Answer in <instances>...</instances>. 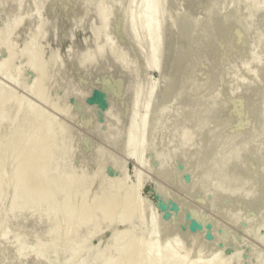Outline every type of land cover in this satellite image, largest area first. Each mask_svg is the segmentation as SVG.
Instances as JSON below:
<instances>
[{
	"label": "rangeland",
	"instance_id": "obj_1",
	"mask_svg": "<svg viewBox=\"0 0 264 264\" xmlns=\"http://www.w3.org/2000/svg\"><path fill=\"white\" fill-rule=\"evenodd\" d=\"M146 1L0 0V62L9 49L13 52L8 76L0 72V86L10 93L0 106V264H113L118 248L126 251L119 252L124 254L117 260L121 264H140L143 257L142 264L148 259L150 264L157 254L160 264L162 259L168 264L173 256L167 259L164 247L174 251L179 264H264V0ZM152 1L157 2V24L163 31L157 65L141 19V7ZM31 41V50L48 69L44 98L30 87L40 81L29 62ZM17 96L23 101L14 103ZM142 117L145 143L139 146L137 138L130 145L129 133L141 131ZM45 118L52 121L54 151H47L44 163L38 157L32 160L25 184L18 172L24 154L44 136L39 127ZM17 135L11 145L9 137ZM56 152L64 157L55 158ZM69 167L80 172L75 176ZM120 178L126 186L125 191L122 182V196ZM36 182L45 184L42 193L33 192ZM99 188L107 192L101 194ZM130 189L135 200L128 211L124 198ZM109 200L114 201L110 214L95 207V201ZM152 217L156 224L150 234ZM92 225L96 235L88 239ZM118 231L124 232L119 243ZM86 237L89 245L87 240L84 244ZM149 239L157 243L150 257L143 247L148 249ZM133 246L128 254L132 259L125 257Z\"/></svg>",
	"mask_w": 264,
	"mask_h": 264
},
{
	"label": "bare ground",
	"instance_id": "obj_2",
	"mask_svg": "<svg viewBox=\"0 0 264 264\" xmlns=\"http://www.w3.org/2000/svg\"><path fill=\"white\" fill-rule=\"evenodd\" d=\"M150 1V0H149ZM148 1V3H150ZM153 1H155V0H153ZM151 2V4H145V5H143V7H141L142 8V10H141V15H142V28H143V32H144V34H146V35H148L149 37H150V40H151V43H150V48H151V54H152V60H153V62H154V64H156L157 65V63H158V47H159V45H158V43H159V35H160V32L161 31H159V28H158V24H157V12H156V6H157V2ZM196 1V0H195ZM198 1V0H197ZM205 1V0H204ZM108 2V1H107ZM106 2V5L108 4ZM147 1L145 0V2L144 3H146ZM200 2V1H199ZM161 3V2H160ZM104 4V3H103ZM112 4V3H111ZM195 3H192V5H194ZM105 5V4H104ZM159 5V4H158ZM102 6V4L100 5V7ZM110 6V5H109ZM112 6V5H111ZM161 6V5H160ZM159 6V7H160ZM100 7H99V10H100ZM103 8H104V6H102ZM209 7H211V6H209ZM108 8V10H110L109 9V7H107L106 6V9ZM162 8V7H161ZM212 8V7H211ZM159 10V9H158ZM111 11V10H110ZM110 11L108 12H106V10H105V12L107 13V14H109L110 13ZM100 12H102V11H100ZM101 14H103V12L101 13ZM107 14L105 15L106 17H107ZM134 17V16H133ZM132 17V18H133ZM170 18V17H169ZM211 18V17H210ZM209 18V19H210ZM168 19V18H167ZM107 20V19H106ZM211 20V19H210ZM47 22V21H46ZM170 23V22H169ZM210 23H212L211 21H210ZM223 24H225V23H223ZM227 24V23H226ZM229 24H230V22H229ZM232 24V23H231ZM43 25V24H42ZM186 25V24H185ZM184 25V26H185ZM189 25V24H188ZM192 25H193V22H192ZM184 26H183V28H184ZM187 26V25H186ZM232 26V25H231ZM231 26H229V29H230V27ZM104 27V26H103ZM191 27V26H190ZM193 27V26H192ZM194 27H195V25H194ZM106 28V27H105ZM105 28H104V30H105ZM186 28V27H185ZM183 29V30H186L187 31V28H188V26H187V28L186 29ZM190 29V28H189ZM224 29V28H223ZM40 30V29H39ZM192 30V29H191ZM229 31V30H228ZM163 32V31H162ZM161 32V33H162ZM170 32V31H169ZM188 32V33H187ZM187 32H185L184 34L186 35V34H188V37H189V33H191L190 31H187ZM223 32H225V30H223ZM103 33V32H102ZM106 33V32H105ZM184 35V36H185ZM187 36V35H186ZM191 36V35H190ZM197 37V36H196ZM109 37H107V39H108ZM190 38H195V36L193 37H190ZM5 39V38H4ZM3 38H2V40H4ZM106 39V40H107ZM110 39V38H109ZM109 39H108V41H109ZM198 39V38H197ZM196 40V39H195ZM1 41V40H0ZM34 41V40H33ZM193 41H194V39H193ZM197 41V40H196ZM111 42H113L112 41V38H111ZM194 43V42H193ZM198 43H199V41H197V45H198ZM32 41L31 42H29V45H28V49H27V52H29V54H30V60H29V62H31V64H32V66L39 72V83H38V86H36V87H33V86H30L31 88H33L34 89V92L37 94V96H39L40 98H44V86L42 85V83H44L43 82V80H44V76H46L47 74L45 73L46 72V70L48 71V69H46V67H47V65L45 64V66L46 67H44V64L42 63V61L40 60V58H39V56L37 55V54H35V53H33V50H31V47H32ZM108 45H110V42H109V44ZM199 45H200V43H199ZM102 46V45H101ZM99 48V47H98ZM170 48V47H169ZM99 49H102V47L101 48H99ZM103 50H104V48H103ZM88 54V53H87ZM92 54V52L89 54V56ZM92 56V55H91ZM8 57V58H7ZM7 57L4 59V60H2L1 62H0V72L1 73H3V74H5V75H7L8 76V72H7V65L9 64V62H10V60H12V58H13V52H12V50H10L9 49V51H8V55H7ZM87 58H89L88 56H87ZM85 59V58H84ZM80 62H83V59H81V61ZM44 74H46V75H44ZM41 76H43V77H41ZM46 83V82H45ZM45 87H46V84H45ZM8 94H10V93H8V91L5 89V88H3L2 86H0V106L1 105H3L4 103H6L7 102V100H8V98H7V96L6 95H8ZM14 94V93H13ZM17 102H14V103H20L21 101H23V98L22 97H18L17 96ZM14 100V99H13ZM25 100V99H24ZM45 100V99H44ZM3 103V104H2ZM193 103H194V101H191V103L189 102V104H191V105H193ZM24 104V103H23ZM188 104V106L190 107V105ZM16 105V104H15ZM18 106H19V104H18ZM147 106H148V104H145V107L147 108ZM168 108V107H167ZM166 107H165V109H167ZM184 108V107H183ZM183 108H182V110H183ZM192 108V107H191ZM2 109H3V107H2ZM164 108L162 109L163 111L165 110ZM189 108L187 107V108H185V110H188ZM15 110V109H14ZM35 110H36V108H35ZM3 111V110H2ZM190 111V110H189ZM184 112V111H183ZM11 113V112H10ZM15 113V112H14ZM13 113V114H14ZM24 113H25V111H24ZM7 114H9V113H7ZM7 114H5V117H6V115ZM1 115V114H0ZM12 116V118H13V115H11ZM23 116V115H22ZM4 117V118H5ZM2 118H3V116H2ZM10 117H8L7 118V120L6 121H8V119H9ZM11 118V119H12ZM23 120H24V118H23ZM42 120V119H41ZM10 121V120H9ZM25 121V120H24ZM135 122V117L134 118H132V121H131V123H130V125H132L133 123ZM51 123H52V121L49 119V118H45V121L40 125V127L39 128H44L43 130L45 131V134H44V136L42 137V138H40V140H39V142L37 143V146H36V142H35V146L36 147H34V150L33 151H31V150H28L27 151V153L26 154H24V157H25V161H24V166L21 168V169H19V174H20V176L22 177V179H23V182L26 184L27 182H28V180H29V177H30V173H29V168H30V166H31V163H32V160L33 159H35V158H40L41 160H42V162L44 163L45 161H46V158H47V151H50L49 149L51 148V150H52V148L54 149V145H52V144H55V143H53L54 142V140L52 139L54 136V134H52V133H50V132H52V131H50L51 130ZM9 124V123H8ZM40 124V123H39ZM157 122H156V125L155 126H157ZM223 124H226V123H223ZM12 124H10V126H11ZM13 125L15 126V124H14V122H13ZM145 125H146V120L144 119V117H142V120H141V131L140 132H135L134 134L132 133V132H130L129 133V144L130 145H132V143L134 142V140L135 139H137V138H140V142H139V146H141V147H143V145H144V143H145V139H144V128H145ZM14 126H13V128L12 127H9V128H12V130L14 131ZM155 126H154V129L153 130H156L155 129ZM15 127H17V126H15ZM46 127V128H45ZM139 127V126H138ZM19 128V126L17 127V129ZM8 129V128H7ZM17 129H16V131H17ZM20 129V128H19ZM23 129V128H22ZM21 129V130H22ZM11 130V131H12ZM43 130H42V132H43ZM139 130V129H138ZM152 130V131H153ZM54 131V130H53ZM20 132V131H19ZM26 132V131H25ZM155 131H153V133H154ZM3 133H5L4 132V130H3ZM8 133V132H7ZM14 133V132H13ZM21 133H23V132H21ZM29 133V132H28ZM27 133V134H28ZM44 133V132H43ZM120 133V132H119ZM156 133V132H155ZM24 134V133H23ZM117 134H118V132H117ZM7 135V134H6ZM10 135H11V133H10ZM15 135H16V133H15ZM55 135H57V133H55ZM5 136V135H4ZM21 136V135H20ZM20 136H16V137H9V143H12L11 145H13V141H15V140H17ZM27 136H29V134L27 135ZM58 136V135H57ZM3 136H1L0 137V139L2 138ZM5 138V137H4ZM57 138V137H56ZM59 138V137H58ZM21 139V138H20ZM27 139L28 138H26V142H27ZM6 140H8L7 138H6ZM55 140H57V139H55ZM3 142H4V140H3ZM22 142H24L23 140H22ZM31 142H32V140H31ZM57 142V141H56ZM61 142V141H60ZM153 143V142H152ZM151 143V144H152ZM1 144V143H0ZM5 144L7 145V143L5 142ZM57 144V143H56ZM154 145H155V142L153 143ZM5 145V146H6ZM9 145V144H8ZM18 145H19V143H18ZM3 146H4V144L1 146L2 147V150H4V148H3ZM21 146H22V144H21ZM20 146V147H21ZM29 146V145H28ZM158 146V145H157ZM0 147V148H1ZM8 147V146H7ZM7 147H6V150H7ZM17 147V146H16ZM149 147H151L150 145H149ZM148 147V148H149ZM68 148V147H67ZM151 148H155L154 150H156V146L155 147H151ZM13 149V148H12ZM17 149V148H16ZM16 149H14V150H16ZM1 149H0V151H2ZM65 150V149H64ZM63 150V151H64ZM68 151H69V149H67ZM67 150H66V152H67ZM153 150V151H154ZM16 151H19V150H16ZM53 151L54 150H52V153H53ZM56 151V150H55ZM63 151H59V152H61V154H62V152ZM157 151H158V149H157ZM14 152V151H13ZM70 152V151H69ZM17 153V152H16ZM50 153H51V151H50ZM64 153V152H63ZM68 153V152H67ZM59 154V153H58ZM156 154H158V152L156 153ZM159 154H160V151H159ZM16 155V154H15ZM50 155L51 154H49V156L48 157H50ZM53 155V154H52ZM56 155H57V152L55 153V158H56ZM19 156H20V154H19ZM22 156V155H21ZM21 156H20V159H21ZM57 156H59V155H57ZM24 157H22V158H24ZM60 158L59 159H62L64 156H62L61 157V155L59 156ZM19 158V157H18ZM18 158H17V160H18ZM54 158V157H53ZM54 158V159H55ZM58 158V157H57ZM19 159V160H20ZM53 159V160H54ZM16 160V162H18ZM50 160H51V158H50ZM53 160L51 161V162H53ZM55 160H58V159H55ZM55 160H54V163H53V165L55 166ZM62 161V160H61ZM60 161V162H61ZM57 163H58V165H59V161H56ZM57 163H56V165H57ZM63 163V162H62ZM66 163V162H65ZM21 164V163H20ZM52 164V163H51ZM67 164V163H66ZM16 166H18V165H16ZM48 166V165H47ZM61 166V165H60ZM42 167H44V166H42ZM61 167H63V165L61 166ZM66 167V166H65ZM46 168V167H45ZM52 168V167H51ZM55 168H56V166H55ZM54 168V169H55ZM60 168V167H59ZM58 168V169H59ZM70 168V167H69ZM73 168V167H72ZM76 168V167H75ZM83 168V167H82ZM85 168V167H84ZM84 168H83V170H84ZM49 169H50V167H49ZM60 169H62L63 170V168H60ZM90 169V168H89ZM89 169H88V171H89ZM99 169V168H98ZM101 170H102V167L100 168ZM61 170V171H62ZM70 170H73V172H74V170L75 169H71L70 168ZM79 170V168L77 169L76 168V171L74 172L75 173V176H76V172ZM100 170V171H101ZM56 171H57V169H56ZM59 171L60 170H58V176H59ZM99 171V172H100ZM11 172V171H10ZM9 172V173H10ZM42 172V171H41ZM47 172V171H46ZM46 172H45V175H46ZM50 172V171H49ZM55 172V171H54ZM69 172V171H68ZM79 172H80V170H79ZM78 172V173H79ZM102 172H104V171H102ZM3 173V172H2ZM14 173V172H13ZM78 173H77V175H78ZM93 173V172H92ZM91 173V171L89 172V174H91V176H93V174ZM1 174V173H0ZM11 174V173H10ZM44 174V173H43ZM55 174H56V172H55ZM55 174L53 175V178L55 177ZM64 174H65V172H64ZM87 173L84 171V175H86ZM103 174L104 173H102L101 175H102V179H103ZM12 175V174H11ZM17 175V174H16ZM61 175L63 176V172H61ZM61 175H60V177H61ZM65 175H67V174H65ZM65 175H64V177H63V180H64V178H65ZM101 175L99 176V177H101ZM1 176V175H0ZM15 175H13V177H14ZM58 176H57V178H58ZM70 176H72L71 175V171H70ZM89 177H91L90 175H88ZM87 176V177H88ZM94 176H95V174H94ZM94 176H93V180H94ZM16 177V176H15ZM36 177V176H35ZM38 177V176H37ZM68 177V176H67ZM86 177V176H85ZM88 177V178H89ZM96 177V176H95ZM2 177H0V179H1ZM8 178H10V177H8ZM12 178V177H11ZM44 178V177H43ZM50 178H51V176H50ZM50 178H49V182H50ZM56 178V179H57ZM69 178H71V177H69ZM34 179V178H33ZM40 179V178H39ZM47 179V178H46ZM67 179V178H66ZM65 179V180H66ZM87 179V178H86ZM92 179L90 180V178H89V180H90V183H91V181H92ZM97 179V178H96ZM95 179V180H96ZM102 179L100 178H98V180H96V181H100V182H103L102 181ZM10 180V179H9ZM15 180H16V178H15ZM19 180V177H18V179H17V181ZM53 180V179H52ZM52 180H51V182H52ZM73 180V179H72ZM77 180H79L78 179V176H77ZM81 180V179H80ZM89 180H88V182H89ZM2 181V179L0 180V184L2 183L1 182ZM13 181V180H12ZM47 180H45V183H48L47 185L49 186V182L47 181ZM54 181H56V180H54ZM70 181V180H69ZM86 181V180H85ZM10 182V181H9ZM21 182V181H20ZM74 182H75V180L73 181V184H74ZM80 182V181H79ZM83 181H81V183H82ZM93 182V181H92ZM99 182V183H100ZM119 182V183H118ZM118 184H119V187H120V185H121V187H120V189H119V187H115L114 186V188L115 189H119L118 190V193L119 192H121V194L119 193H117L119 196H122V192H123V190L121 191V188H124L125 187V191H126V186H125V184H124V180H123V178H120V179H118ZM120 182H121V184H120ZM122 182H123V186L124 187H122ZM13 183V182H12ZM11 183V184H12ZM37 183V182H36ZM54 182H52V184H53ZM59 183V182H58ZM61 183V182H60ZM76 183V182H75ZM77 183H78V181H77ZM87 183V182H86ZM89 183V184H90ZM116 183V184H117ZM19 184V183H18ZM38 184V183H37ZM37 184H35V185H37ZM43 182L42 183H40V184H38L35 188H34V190H33V192H35V193H37L38 194V192H40L41 191V193H42V189H43ZM62 184L63 185H65L63 182H62ZM71 184H72V181H71ZM80 184V183H79ZM98 184V183H97ZM100 184H102V183H100ZM45 185V184H44ZM70 185V184H69ZM82 185H84V184H82ZM91 185V184H90ZM89 185V186H90ZM1 186V185H0ZM27 186H29L28 184H27ZM57 186V185H56ZM77 184L75 185V187H76V189H77ZM79 186H81V184L79 185ZM78 186V187H79ZM87 186H88V184H87ZM99 186V185H98ZM33 187V186H32ZM68 187V186H67ZM86 187V186H85ZM100 187V186H99ZM102 187H103V185H102ZM104 187H106V184H105V186ZM104 187H103V189H104ZM27 188V187H26ZM52 188V190H53V186L51 185V186H49V190ZM56 188V187H55ZM55 188H54V190H55ZM107 188V187H106ZM58 189V188H57ZM68 190H69V188H67ZM107 189H109V188H107ZM48 190V189H47ZM61 190V189H60ZM68 190L66 191V194H67V192H68ZM73 190V192L75 193L76 191H74L75 189H72ZM99 190H100V188H99ZM30 191V190H29ZM81 191H83L84 192V190H81ZM81 191H79V197H80V192ZM101 191V194L102 193H106L107 191H102V189L100 190ZM22 192V191H21ZM54 192V191H53ZM65 191H63V193H64ZM111 192V191H110ZM116 192L117 191H115V194H116ZM26 193V192H25ZM45 193V192H44ZM57 193L59 194L60 193V191L58 192L57 191ZM77 193V192H76ZM126 193V192H125ZM23 194V193H22ZM33 194V193H32ZM48 194L49 195H51L49 192H48ZM55 195H56V192L54 193ZM58 194H57V196H58ZM61 194V193H60ZM78 194V193H77ZM82 194H85V193H82ZM99 193H98V191H97V195H98ZM101 194H99V195H101ZM112 194V193H111ZM117 194L115 195L116 197H115V199L116 198H118L119 199V197L117 196ZM54 195V197H56ZM62 196L64 195V194H61ZM103 195H105L106 196V194H103ZM108 195V194H107ZM27 196V195H26ZM30 196V195H29ZM33 196V195H32ZM41 196V195H40ZM73 196V195H72ZM111 196V195H110ZM125 196H126V198H124V208H125V210L127 209L128 211H130L131 209H132V207H134V205L132 204L133 203V201L135 200V198H134V194H133V192H132V190L130 189L128 192H127V194H125ZM43 197H44V195H43ZM53 196H51V198H52ZM60 197V196H59ZM78 197V198H79ZM84 196H82V198H83ZM86 197V196H85ZM101 197V196H100ZM99 197V198H100ZM108 197H109V195H108ZM48 198V197H47ZM64 198H65V196H64ZM69 198V197H68ZM72 198H74V197H72ZM121 198V197H120ZM36 199H37V197H36ZM57 199H59L58 197H57ZM92 199V198H91ZM25 200V199H24ZM62 200V199H61ZM83 200V199H82ZM47 201V200H46ZM52 201V200H51ZM55 201L57 202L58 200H56L55 199ZM59 201H60V199H59ZM67 201V200H66ZM65 201V199H64V203L66 202ZM73 201V200H72ZM30 202V201H29ZM42 202H43V200H42ZM50 201H48V203H49ZM116 202V201H115ZM121 202V201H120ZM26 203H27V200H26ZM45 203V202H44ZM51 203V202H50ZM57 203H59V202H57ZM56 203V204H57ZM90 203H91V200H90ZM113 203H114V201L113 200H109V201H107V202H103V203H99V201H95L94 202V204H95V207L96 206H102L103 208H104V212L102 211V209H101V207L98 209L99 210V214H100V209H101V211L103 212V213H106V214H110V211H112L111 210V207H112V205H113ZM23 204V203H22ZM28 204V203H27ZM46 204V203H45ZM54 204H55V202H54ZM59 204H61V203H59ZM116 204L118 205V202H116ZM47 205V204H46ZM50 205V204H49ZM67 205H68V203H67ZM73 205V204H72ZM72 205L70 206L72 209H73V207H72ZM115 205V204H114ZM78 206V205H77ZM93 206V205H92ZM132 206V207H131ZM21 207V206H20ZM65 207V206H64ZM68 207V206H67ZM75 207V206H74ZM79 207H80V205H79ZM22 208V207H21ZM78 208V207H77ZM115 208V207H114ZM116 208H117V206H116ZM137 208V207H136ZM2 209V208H1ZM65 209V208H64ZM67 209V208H66ZM84 209L85 208H82V210L84 211ZM138 209V208H137ZM21 210V209H20ZM79 210V209H78ZM134 210H136L135 208H134ZM95 211H96V208H95ZM120 211V210H119ZM128 211H127V217H128ZM137 211V210H136ZM69 212H71V210L69 211ZM65 213V212H64ZM66 213H67V211H66ZM76 213H78L77 212V209H76ZM82 213V212H81ZM97 213V212H96ZM96 213H92V215H95ZM103 213H101V215L102 216H104L105 218H106V215H104ZM131 213V216H132V218H134L133 217V213L132 212H130ZM70 214V213H69ZM69 214L67 213V215L69 216ZM121 214V213H120ZM135 214H137V212H134V216H136ZM92 215H91V217H92ZM97 215V214H96ZM96 215H95V217H96ZM124 215V214H123ZM84 216H86V214L84 213ZM83 216V217H84ZM111 216V215H110ZM109 216V217H110ZM129 216H130V214H129ZM130 216V217H131ZM65 217H66V215H65ZM78 217H81L80 215L78 216ZM97 217L99 218L100 217V215L98 216L97 215ZM124 217H125V215H124ZM127 217H126V219H127ZM66 218H68V217H66ZM82 218V217H81ZM97 218V220H99ZM132 218H130L131 220H132ZM88 219V218H87ZM90 219H94L95 221H94V224H95V222H96V218H94V216L92 217V218H90ZM108 219H110V218H108ZM129 219V221L131 222V220ZM78 220V219H77ZM125 220V219H124ZM128 220V219H127ZM65 221L67 222V219H65ZM83 221L84 220H82L81 222H82V226H83ZM101 221V220H100ZM103 221V220H102ZM107 221V220H106ZM79 222H80V220H79ZM80 222V223H81ZM85 222V221H84ZM91 222H93L92 220H91ZM77 224H78V222H76ZM88 223H90L89 221H87V223L86 224H88ZM97 223V222H96ZM69 225H70V223H68ZM68 224H66V225H68ZM91 224V223H90ZM150 231H148L149 233L151 232L152 234L154 233V230H155V224H156V221H155V219L152 217V218H150ZM68 225V226H69ZM97 225H98V223H97ZM77 226H80V227H82L81 226V224H79V225H77ZM84 226H86L85 224H84ZM83 226V227H84ZM95 226V225H94ZM100 226V225H99ZM79 227V228H80ZM82 227V228H83ZM91 227V226H90ZM96 227V226H95ZM94 227V228H95ZM78 228V227H77ZM82 228H80L81 230H82ZM95 229H97V227L95 228ZM98 229H99V227H98ZM88 230V229H87ZM92 230V231H91ZM93 225H92V229L90 228V232L89 231H87L88 232V239H89V234H95V232L93 233ZM130 230V233H132L133 235L132 236H134L135 235V233H133L132 232V228L131 229H129ZM128 229H127V231L126 232H128L129 231ZM147 231V230H146ZM73 232V231H72ZM76 232H77V230H76ZM136 232V231H135ZM148 232H146L145 234L144 233H142L143 235H147V233ZM78 233V232H77ZM118 233V234H117ZM121 233H124V232H121ZM120 233V231H118V232H116V235L117 236H115V239L117 240L118 239V236L121 234ZM129 233V235L131 236V234ZM150 233V234H151ZM70 234V233H69ZM68 234V235H69ZM149 234V235H150ZM65 235V234H64ZM72 235H74V234H72ZM96 235V234H95ZM142 235V239H143V237H144V241H145V236H143ZM131 236V237H132ZM140 237V234H138L137 235V237ZM152 236V235H151ZM24 237H25V235H24ZM69 237V236H68ZM71 237V236H70ZM87 237H86V239H84V244H86V240H87V244L89 243L88 242V239H87ZM123 237H124V235H123ZM126 237V236H125ZM138 237V238H139ZM19 238V237H18ZM59 238V237H58ZM121 238V237H120ZM119 238V239H120ZM128 238V237H127ZM130 238V237H129ZM150 238V237H149ZM114 239V241H116ZM119 239H118V243L120 242V241H122V240H120L119 241ZM131 239V238H130ZM130 239H129V241H130ZM133 239V238H132ZM135 239H137V238H135ZM134 239V240H135ZM140 239V238H139ZM147 239H148V237H146V242H147ZM157 238H155V240H156ZM176 239V238H175ZM44 240V239H43ZM47 240V239H46ZM138 240V239H137ZM173 240V239H172ZM139 241V240H138ZM176 241V240H175ZM40 242V241H39ZM126 242V241H125ZM131 242V241H130ZM139 242H141V241H139ZM139 242L137 243V241H136V243L137 244H139ZM156 242H157V240H156ZM155 241H153L152 239H149L148 240V249H147V245H143V240H142V245H143V247L144 248H146L145 249V252H147L146 253V255H148V252L151 250V249H153L154 251H155V247L157 248V243H156ZM134 243V245H135V242H133ZM123 244H124V242H123ZM178 244V243H177ZM89 245V244H88ZM88 245H87V249L88 250H90V247L88 248ZM128 245H129V243H128ZM175 246H176V244H174ZM41 246V245H40ZM115 246H116V244H115ZM114 246V247H115ZM118 247H120V246H122L123 247V245H117ZM116 246V247H117ZM136 246V245H135ZM34 247V246H33ZM114 247H112V248H114ZM126 247H127V245H126ZM168 247H170V246H168ZM172 247V246H171ZM139 248H140V245H139V247L137 248L138 250H139ZM158 248H160V247H158ZM7 249V248H6ZM83 249V248H82ZM121 249H124V248H121ZM121 249L120 248H118V254H119V256L117 255V257H115L116 258V261L118 260V258H121L122 256H124V254H121V253H123V252H125L126 253V251H124L123 250V252L121 251ZM129 248L127 247V250H128ZM136 249V247H134L133 246V248H130V251L129 252H127V255L125 256V257H127V256H129V257H131L130 255H128V254H130V253H133V251ZM171 249V248H170ZM0 250H1V248H0ZM112 250V251H111ZM115 248L114 249H110L109 251L110 252H112L113 254L115 253ZM164 250H165V256H167L168 255V258L167 259H170V257L171 256H173V258H172V260L170 259V260H167L166 262H168V264H170V261H172V263H173V261H174V264H176L177 263V261L179 260L177 257H176V255L174 254V251H172L171 250V252H170V250L169 249H165V247H164ZM163 250V251H164ZM169 250V251H168ZM7 251V250H6ZM108 251V252H109ZM121 251V253H119ZM143 251V250H142ZM156 251H159L158 249H156ZM161 251V250H160ZM4 252V251H3ZM80 253H81V250L79 251ZM83 252V251H82ZM117 252V251H116ZM136 252V251H135ZM139 252V251H138ZM145 252H143V253H145ZM151 252H153V251H151ZM151 252H149V257H150V254H151ZM173 252V253H172ZM2 253V252H1ZM141 252H139L138 253V255H137V252H136V254L135 255H137V256H139V254H140ZM156 253V252H155ZM163 252H161V254H162ZM166 253H168V254H166ZM172 253V254H171ZM176 253V252H175ZM186 253V252H185ZM187 253L189 254V252L187 251ZM4 254H6V252L4 253ZM110 254V256L112 255L111 253H109ZM117 254V253H116ZM115 254V255H116ZM175 255V257H174V255ZM179 254V253H178ZM183 254V253H182ZM1 255V254H0ZM107 255V254H106ZM122 255V256H121ZM141 255V254H140ZM169 255H170V257H169ZM180 255V254H179ZM187 255V254H186ZM2 256H3V254H2ZM109 256V255H108ZM157 256L159 257L160 255L159 254H157ZM157 256L155 255V258H154V261H155V259H156V261H157V263L158 264H160L159 263V261H161V260H159V258H157ZM164 256V255H163ZM188 256V255H187ZM211 256V255H210ZM114 257V256H113ZM214 257V256H213ZM105 258V257H104ZM109 259H112V258H109ZM109 259H107V261L109 260ZM114 259V258H113ZM122 259H124L123 257H122ZM129 259V258H128ZM131 259H132V257H131ZM134 259H135V257H134ZM139 259H140V257H139ZM138 259V260H139ZM143 259H144V257L142 258V259H140L141 260V262H140V264H142V261H143ZM147 259H148V257H146V261L145 262H147ZM165 259V258H164ZM174 259V260H173ZM182 259H183V257H182ZM211 259V258H210ZM151 260H153V258L151 259ZM150 260V261H151ZM203 260V259H202ZM116 261H114L113 262V264L114 263H116ZM130 261V260H129ZM129 261H127V262H129ZM153 261V262H154ZM176 261V262H175ZM118 262V261H117ZM120 262V264H121V261H119ZM118 262V263H119ZM144 262V261H143ZM148 262H149V259H148ZM148 262H147V264H148ZM152 262V263H153ZM193 262V261H192ZM198 261L196 260L195 261V263H197ZM211 262V260L209 261V262H206L205 264H209ZM1 263V262H0ZM3 263V262H2ZM108 263V262H107ZM122 263H123V261H122ZM125 263V262H124ZM134 263H135V261H134ZM138 263V262H137ZM152 263H150V264H152ZM155 263V262H154ZM165 263V262H164ZM163 263V259H162V264H164ZM171 263V264H172ZM180 263V261H178V263L177 264H179ZM195 263H193V264H195ZM212 263H214V264H227V262L226 261H218V263H216V262H211V264ZM110 264V263H109ZM126 264H128V263H126ZM130 264H131V262H130ZM156 264V263H155ZM165 264H167V263H165ZM181 264H182V262H181ZM190 264V263H189Z\"/></svg>",
	"mask_w": 264,
	"mask_h": 264
}]
</instances>
